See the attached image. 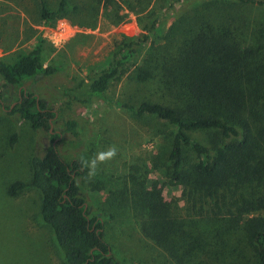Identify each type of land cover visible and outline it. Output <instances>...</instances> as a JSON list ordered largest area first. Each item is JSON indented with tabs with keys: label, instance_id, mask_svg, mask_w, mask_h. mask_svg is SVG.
<instances>
[{
	"label": "trees",
	"instance_id": "obj_1",
	"mask_svg": "<svg viewBox=\"0 0 264 264\" xmlns=\"http://www.w3.org/2000/svg\"><path fill=\"white\" fill-rule=\"evenodd\" d=\"M151 1L132 0L127 6L137 13L136 7L146 8ZM165 1L166 11L173 13L170 25L164 27L168 18H156L140 34L124 35L105 68L75 83L72 90L86 97L74 93L71 101L104 98L111 80L128 70L149 34L164 27L161 39L175 45V51L165 53L152 45L135 69L137 80H155L156 100L134 106L117 103L135 116L153 115L172 125L169 175L187 187L190 206L183 217L173 216L166 206L160 214L157 201L134 193L132 204L141 219L140 231L176 264H264V48L242 45L240 32L248 22L239 15L237 2L250 5L258 1H219L227 9L217 20L198 8L176 17L183 3ZM185 2L187 6L194 0ZM66 6L67 0H59L57 9L51 10L46 0H39L40 17L48 23ZM43 40L39 36L27 53L12 61L0 58L5 90L21 86L25 79L50 77L62 70L42 62ZM20 93L9 113L30 122L35 131H48L56 112L33 93L23 88ZM0 99L6 100L2 93ZM63 125L67 135L78 137L76 118H65ZM193 131L213 132L212 146L193 138ZM16 139L14 133L11 145ZM30 163V181L15 180L6 192L16 196L26 187L40 192L38 218L50 227L65 264H124L111 254L103 219L89 216L77 180L83 174L80 159L67 161L50 144L43 154H34ZM118 212L115 207L112 217ZM170 258L159 253L153 264H170Z\"/></svg>",
	"mask_w": 264,
	"mask_h": 264
},
{
	"label": "rangeland",
	"instance_id": "obj_2",
	"mask_svg": "<svg viewBox=\"0 0 264 264\" xmlns=\"http://www.w3.org/2000/svg\"><path fill=\"white\" fill-rule=\"evenodd\" d=\"M128 1L132 2L67 0L66 10L45 23L39 14V0H0V58L14 60L27 53L41 36L42 62L62 69L54 76L25 79L21 86L11 90H5L0 79V93L6 98L0 99V264H65L50 227L38 218L40 192L33 187H26L16 196L6 192L8 184L15 180L30 181L32 156L43 154L50 144L67 161L91 158L115 145L118 154L100 164L94 177L87 178V169L77 177L89 216L103 219L104 237L111 246V254L122 263L153 264L159 253L171 257L143 236L141 219L132 200L134 193H138L157 201L160 214L166 212V206L173 216L185 215L190 206L188 189L169 175L173 127L153 115L135 116L130 108L117 102L134 106L143 100H156L155 80H137L135 69L152 45L160 46L165 53L175 51V45L161 39L173 13L166 11L165 0H152L146 8L136 7L140 11L137 13L129 9ZM219 1L227 0H194L187 6L185 0H180L183 5L176 17L185 12L190 15L198 8L208 17L220 19L227 4L224 7ZM46 2L51 10H56L59 4V0ZM237 2L241 7L239 15L248 22L240 32L242 45L264 48V3ZM156 18L168 19L156 34H149L128 70L111 80L104 98L92 96L87 102L71 101V96L78 94L72 90L75 83L105 68L124 35L140 34L141 28ZM156 76L158 79V70ZM22 88L56 112L48 131H35L30 122L9 113L20 99ZM65 118L78 120V137L73 139L63 131ZM14 133L17 139L11 145ZM213 135L210 131L191 132L193 138L210 147ZM123 195L127 199L123 200ZM115 207L120 212L113 218ZM170 264L176 263L172 260Z\"/></svg>",
	"mask_w": 264,
	"mask_h": 264
},
{
	"label": "clouds",
	"instance_id": "obj_3",
	"mask_svg": "<svg viewBox=\"0 0 264 264\" xmlns=\"http://www.w3.org/2000/svg\"><path fill=\"white\" fill-rule=\"evenodd\" d=\"M118 149L115 145L110 146L106 151H100L94 154L91 158H80L82 169H87V178L91 179L96 175L100 164L106 163L116 157Z\"/></svg>",
	"mask_w": 264,
	"mask_h": 264
},
{
	"label": "flooded vegetation",
	"instance_id": "obj_4",
	"mask_svg": "<svg viewBox=\"0 0 264 264\" xmlns=\"http://www.w3.org/2000/svg\"><path fill=\"white\" fill-rule=\"evenodd\" d=\"M61 134V133H60Z\"/></svg>",
	"mask_w": 264,
	"mask_h": 264
}]
</instances>
